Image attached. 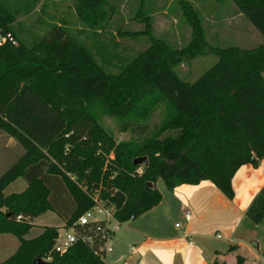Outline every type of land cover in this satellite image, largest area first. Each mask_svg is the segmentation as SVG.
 Listing matches in <instances>:
<instances>
[{"label": "trees", "instance_id": "1", "mask_svg": "<svg viewBox=\"0 0 264 264\" xmlns=\"http://www.w3.org/2000/svg\"><path fill=\"white\" fill-rule=\"evenodd\" d=\"M110 2L77 0L75 10L81 22L103 27ZM232 2L264 38V0ZM182 7L192 27L187 55L217 58L193 82L176 74L179 53L158 39L118 74L104 71L59 25L31 47L0 45V134L15 141L16 151L0 175V233L19 242L0 264H34L38 256L51 257L45 264H104L99 230L76 224L93 205L89 192L97 190L99 199L114 206V217L125 222L159 203L158 179L167 190L209 180L231 199L237 169L264 158V43L207 47L198 12L191 4ZM137 14L148 29L143 11ZM12 21L0 0V31L11 32ZM157 104L163 105L164 116L139 143L117 142L98 122L103 113L119 121L120 132L144 133L142 122ZM141 156L148 163L134 165ZM20 177L26 188L5 194ZM54 199L62 204L64 228L73 227L77 236L61 253L53 250L57 227L43 226L39 235L25 238L31 219L51 210ZM245 220L251 225L264 220V186ZM243 261L236 256V264Z\"/></svg>", "mask_w": 264, "mask_h": 264}, {"label": "rangeland", "instance_id": "2", "mask_svg": "<svg viewBox=\"0 0 264 264\" xmlns=\"http://www.w3.org/2000/svg\"><path fill=\"white\" fill-rule=\"evenodd\" d=\"M76 2L77 0H2L11 12L13 21L10 23L11 32L0 31V34H9L14 45L22 43L31 47L54 25L62 26L68 35L92 53L97 63L109 74L121 72L140 51L158 39L171 49L177 50L181 59L174 70L187 82H193L209 69L217 58L212 53L187 55L192 42V27L184 15L183 4H191L198 12L207 47L235 45L253 48L264 43L263 36L242 13L236 11L232 0H111L110 6L104 7L109 16L102 23L103 27H90L81 22L75 10ZM139 9L149 20L148 29L145 28L144 16L137 14ZM163 116V105H155L150 117L142 122L147 126L144 133L139 130L135 133L120 132L119 121L103 113L99 114L98 122L117 142L139 143L150 135ZM11 143L13 141L9 142ZM18 180L22 181L23 178ZM11 188L12 185L6 191ZM155 188L159 191L166 189L161 179L157 180ZM52 204L51 210L31 219L33 226L25 238L37 235L44 225H62V204L56 199L52 200ZM241 230H246V227ZM60 232L63 230L60 229ZM18 243L14 235L0 233V262L16 250ZM252 248L256 249L253 246ZM257 262L264 264V250L260 251Z\"/></svg>", "mask_w": 264, "mask_h": 264}, {"label": "crops", "instance_id": "3", "mask_svg": "<svg viewBox=\"0 0 264 264\" xmlns=\"http://www.w3.org/2000/svg\"><path fill=\"white\" fill-rule=\"evenodd\" d=\"M4 140L0 134V173L7 167V159L11 160L14 156L9 154L16 152L12 150L14 140ZM10 141L13 143L9 144ZM18 179L5 188V194L26 188L27 182ZM10 185L11 190L6 191ZM231 185V199L209 180L181 184L173 190L157 189L161 194L158 204L138 217L122 222L112 231L108 241L112 251L105 253L104 262L236 264V256L239 255L244 259L242 264H258L256 260L260 251L264 250V220L258 225L248 224L245 212L264 186V158L256 165L247 163L240 166L231 179ZM187 211L190 214L188 221L184 218ZM177 223L178 227L175 226ZM64 225L65 221L61 226L54 227L64 229ZM243 227L246 230H241ZM41 228L37 235L42 232L43 226ZM231 246L234 249L229 251Z\"/></svg>", "mask_w": 264, "mask_h": 264}, {"label": "built area", "instance_id": "4", "mask_svg": "<svg viewBox=\"0 0 264 264\" xmlns=\"http://www.w3.org/2000/svg\"><path fill=\"white\" fill-rule=\"evenodd\" d=\"M6 41H12L9 34H0V45L4 44ZM110 157L112 158V155H110ZM140 171L141 167L138 168V173H140ZM89 195L93 200V205L78 217L76 224L80 226L96 227L97 230H99L101 239L103 241L101 249L103 250L102 258L104 261L105 253L112 251V246L108 243L111 233L113 230L117 229L122 222L118 221L114 217V206L112 204H106L104 201L99 199V193L97 190L89 192ZM133 218L134 216L131 215L129 220ZM184 218L187 221L190 219V214L188 211L185 213ZM17 219H20V216H18ZM175 226L178 227L179 224L177 223ZM61 230H63V232H60V229L58 230V234L53 245V250L58 253L66 251L77 241V236L74 233L73 227L67 229L64 228ZM81 238L88 242H92L90 236H81ZM50 259L51 257L44 258L45 261H49ZM104 264L106 263L104 262Z\"/></svg>", "mask_w": 264, "mask_h": 264}, {"label": "water", "instance_id": "5", "mask_svg": "<svg viewBox=\"0 0 264 264\" xmlns=\"http://www.w3.org/2000/svg\"><path fill=\"white\" fill-rule=\"evenodd\" d=\"M148 163L147 157L146 156H141V157H137L133 160V164L134 165H146ZM147 186L148 187H152V183L151 182H147ZM47 261L43 260L40 256H38L35 260H34V264H45Z\"/></svg>", "mask_w": 264, "mask_h": 264}]
</instances>
